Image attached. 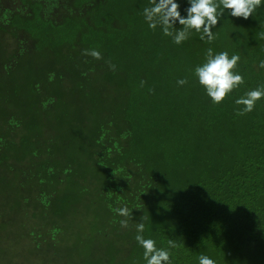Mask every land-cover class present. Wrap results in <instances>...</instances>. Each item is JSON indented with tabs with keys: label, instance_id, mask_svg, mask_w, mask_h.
<instances>
[{
	"label": "trees",
	"instance_id": "1",
	"mask_svg": "<svg viewBox=\"0 0 264 264\" xmlns=\"http://www.w3.org/2000/svg\"><path fill=\"white\" fill-rule=\"evenodd\" d=\"M2 3L0 235L30 242L28 264H146L139 222L172 264H264V98L235 103L264 86V6L176 45L150 0ZM208 48L238 54L245 81L218 106L194 75Z\"/></svg>",
	"mask_w": 264,
	"mask_h": 264
},
{
	"label": "clouds",
	"instance_id": "2",
	"mask_svg": "<svg viewBox=\"0 0 264 264\" xmlns=\"http://www.w3.org/2000/svg\"><path fill=\"white\" fill-rule=\"evenodd\" d=\"M187 2L190 6L185 10L186 16H182L177 0H150L151 6L143 9L145 21L152 30L159 25L163 35L171 37L176 45L188 40L192 32L198 33L202 41L206 39L207 43H212L217 38L213 29L225 15V10L232 17L248 20L258 8L264 6L262 0H187ZM177 22L180 25L179 29L176 27ZM82 54L90 55L97 60L103 58L96 50H85ZM239 61L238 54L229 57L228 52L222 51L214 55L213 50L208 48L205 62L194 69L199 85L204 88L214 105L218 106L225 102L245 83L243 76L236 70ZM259 68L264 69V60L260 61ZM187 82L186 79L177 81L181 86ZM141 83L143 84V81ZM262 98H264V86L246 92L235 100L236 105L243 106L236 115L243 116L252 112ZM109 207L111 208V205ZM112 211L121 217L132 216V212L127 207L112 209ZM119 223L123 228L128 227L127 219H122ZM144 231V223H137L135 240L144 250L143 259L146 264H172L171 252L164 248H157L155 240L144 237ZM167 244L170 249L177 247L172 239H169ZM198 260L199 264H216V261L203 254L198 257Z\"/></svg>",
	"mask_w": 264,
	"mask_h": 264
},
{
	"label": "rangeland",
	"instance_id": "3",
	"mask_svg": "<svg viewBox=\"0 0 264 264\" xmlns=\"http://www.w3.org/2000/svg\"><path fill=\"white\" fill-rule=\"evenodd\" d=\"M64 1V0H63ZM67 4V3H65ZM4 11V4L2 3V0H0V15L1 14H4L3 12ZM6 13V12H5ZM3 19V18H2ZM0 19V20H2ZM1 218L3 217H0V220ZM21 219H25L23 217H20ZM120 229H124L123 227H119ZM61 240H63V236L61 237ZM119 239H117L118 241ZM132 240V237L128 240L129 241V247L128 249H131L132 245L134 244L135 241H131ZM3 241V243H2ZM0 244L4 245L2 247V252L4 255H6L4 258L1 256L0 257V264H28V257L26 256L27 255V251L32 249V247H30V242L28 241H21V242H12L11 240L7 239L5 240L2 235H0ZM69 247V245H68ZM127 247V246H126ZM65 248V246L63 248H60L58 251L54 252V253H51V255H54L55 257H59V256H63V249ZM21 252H22V255H21ZM18 253H20V256L18 257ZM65 255V254H64ZM68 255H65V257H67ZM11 257V259H10ZM18 257V258H17ZM68 258V257H67ZM33 257L30 256V264H32L33 262ZM42 260H45V258H42ZM68 263L69 264H76L74 262H70V260H67L65 258H63V264L65 263ZM38 264H44V263H41L40 261H36ZM142 264V262H140ZM48 264H53V262L51 263H48Z\"/></svg>",
	"mask_w": 264,
	"mask_h": 264
}]
</instances>
